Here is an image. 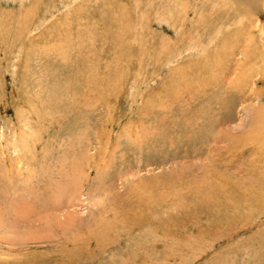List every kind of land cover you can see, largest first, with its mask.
I'll use <instances>...</instances> for the list:
<instances>
[{
    "label": "rangeland",
    "instance_id": "rangeland-1",
    "mask_svg": "<svg viewBox=\"0 0 264 264\" xmlns=\"http://www.w3.org/2000/svg\"><path fill=\"white\" fill-rule=\"evenodd\" d=\"M261 201L264 0H0V264H264Z\"/></svg>",
    "mask_w": 264,
    "mask_h": 264
},
{
    "label": "bare ground",
    "instance_id": "bare-ground-1",
    "mask_svg": "<svg viewBox=\"0 0 264 264\" xmlns=\"http://www.w3.org/2000/svg\"><path fill=\"white\" fill-rule=\"evenodd\" d=\"M243 59L245 60V58H243ZM247 59L249 60V56L247 57ZM247 59H246V60H247ZM246 64H247V63H246ZM261 202H264V201H261Z\"/></svg>",
    "mask_w": 264,
    "mask_h": 264
}]
</instances>
